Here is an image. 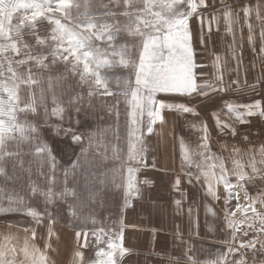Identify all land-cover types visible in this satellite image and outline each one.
Listing matches in <instances>:
<instances>
[{
	"label": "crops",
	"instance_id": "0c3cea01",
	"mask_svg": "<svg viewBox=\"0 0 264 264\" xmlns=\"http://www.w3.org/2000/svg\"><path fill=\"white\" fill-rule=\"evenodd\" d=\"M88 1L89 57L93 52L103 57L96 62L104 68L98 72L132 74L133 89L152 101L154 93L137 83L141 65L153 43L192 16L191 43L196 63L203 65L196 69V83L217 89L203 99L156 94L155 101L169 104L195 100L187 106L198 114L158 103L118 222L104 232L102 250L108 254L103 264H237L238 257L234 263L229 258L233 233L225 225L230 201L225 203L223 182L231 186V197L253 183L264 186V0H205L207 7L198 8L203 0ZM173 35L177 42L186 39L183 27ZM175 83L184 89L193 87L190 71ZM255 101L261 107L248 116L242 106ZM229 105L235 110L230 111ZM216 120L221 122L219 129ZM205 124L206 140H202ZM240 175L245 179H238ZM206 183L220 199L206 195ZM178 199H182L180 208L175 204ZM205 205L215 217L206 214ZM91 244L89 235L47 217L0 213V264H93Z\"/></svg>",
	"mask_w": 264,
	"mask_h": 264
},
{
	"label": "rangeland",
	"instance_id": "374dc122",
	"mask_svg": "<svg viewBox=\"0 0 264 264\" xmlns=\"http://www.w3.org/2000/svg\"><path fill=\"white\" fill-rule=\"evenodd\" d=\"M89 3L0 0V213L35 212L81 231L103 264L104 232L118 222L160 101L133 89L132 74L98 72L101 52L89 68L57 55L59 44L71 47L66 37L88 41ZM263 188L233 193L229 221L264 209Z\"/></svg>",
	"mask_w": 264,
	"mask_h": 264
},
{
	"label": "snow or ice",
	"instance_id": "6c2138e0",
	"mask_svg": "<svg viewBox=\"0 0 264 264\" xmlns=\"http://www.w3.org/2000/svg\"><path fill=\"white\" fill-rule=\"evenodd\" d=\"M198 7H207V4L205 3V0H203L202 3L199 5H196V8ZM249 7V6H245ZM197 14V13H196ZM192 16L187 17V20H182L181 23L177 24L174 29H169L163 38L160 39L158 43H153L151 46V49L148 52V56L144 63L141 65L143 68V71L138 74L137 77V83L143 84L149 91H152L154 93L152 97V103H155V96L158 93L165 94V96L168 95H177V96H188L192 97L195 95L198 99L203 98H210V91H216L211 84H197L196 83V77L197 72L196 69L203 67V65H199L196 63L195 60V50L192 47V32L189 26V20ZM200 22L202 23V18H200ZM186 25V26H185ZM184 28V35H186V39L179 40L177 42V38L173 35V32H180L181 28ZM231 29L229 28V31ZM102 38V37H101ZM111 39V37H109ZM250 41L252 37H249ZM67 43L71 46L66 48L64 44H59V52L60 53H68L72 57L83 61V65L86 68H89V62H88V56L91 55V52L87 53L85 57L80 56L81 50L85 48H89V42L83 39L81 36L76 35L74 38L72 36L66 37ZM167 42V43H166ZM201 43H203V38H201ZM165 53H167V56L165 58ZM68 56H65V59H67ZM185 71H190V77L192 81L194 82L193 87L184 89L180 88L176 85L175 80L178 79ZM218 80L222 81L221 76H217ZM235 83V82H234ZM255 87V86H253ZM197 101H193L192 103H175V104H169L165 101H160V104L163 107H166L170 110H177L179 112L183 113H191L194 115H197V111L193 107L187 106L188 104H195ZM242 107L248 109L247 115L251 116L253 114V109L261 107V103L259 101H255L251 106L249 105H243ZM229 110L234 111L235 107L232 105H229ZM261 115L264 116V111L261 112ZM239 118V117H238ZM241 123H244L245 121L243 119L240 120ZM220 121L216 120V124L218 126V129L220 128ZM227 127V125H225ZM202 132L204 133V136L202 137V140H206V133H207V125L205 124L202 127ZM233 135H235V130H232ZM151 134V132H149ZM183 152V148H182ZM248 179L255 178L253 177H247ZM264 179V177H261ZM238 179H245V176L240 175L238 176ZM222 180V177L217 178V185L220 184V181ZM225 186V190L227 192V195L225 196V203H228L231 200L232 192H231V186L225 181L223 182ZM207 185V191L206 195L212 197L213 199H220V196L217 194V192L214 190L211 183H206ZM180 181L179 178L175 181V187L179 189ZM175 204L178 208L182 206V199H178L175 201ZM206 214L212 213V215L215 217V212L210 206L205 205ZM25 214H31L33 215L34 219L38 218V214L35 212L25 213ZM71 214V213H70ZM230 215H235V213H230ZM189 216H191V208L189 209ZM225 225L227 227H232L233 223L227 218L225 219ZM197 227H199L198 224V218H197ZM211 230V229H210ZM177 235H181L180 232H177ZM128 252H125V255H127ZM187 259H191V257H188Z\"/></svg>",
	"mask_w": 264,
	"mask_h": 264
},
{
	"label": "built area",
	"instance_id": "2783aa9c",
	"mask_svg": "<svg viewBox=\"0 0 264 264\" xmlns=\"http://www.w3.org/2000/svg\"><path fill=\"white\" fill-rule=\"evenodd\" d=\"M231 229L229 258L233 263L238 257L237 264H264V209L244 213L233 222Z\"/></svg>",
	"mask_w": 264,
	"mask_h": 264
}]
</instances>
